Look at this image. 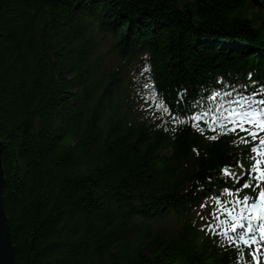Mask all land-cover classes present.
<instances>
[{
    "label": "trees",
    "instance_id": "obj_1",
    "mask_svg": "<svg viewBox=\"0 0 264 264\" xmlns=\"http://www.w3.org/2000/svg\"><path fill=\"white\" fill-rule=\"evenodd\" d=\"M152 82L173 114L264 87V0H0L14 264H237L196 211L245 150L142 111Z\"/></svg>",
    "mask_w": 264,
    "mask_h": 264
},
{
    "label": "snow or ice",
    "instance_id": "obj_2",
    "mask_svg": "<svg viewBox=\"0 0 264 264\" xmlns=\"http://www.w3.org/2000/svg\"><path fill=\"white\" fill-rule=\"evenodd\" d=\"M150 72L151 69L147 66L143 69L144 74ZM143 87L151 93L144 95L143 99L151 102V107L171 114L176 124L194 121L195 123L191 126L203 132L204 129L200 127V124L204 123L210 131L216 133L209 137L210 139L216 140L219 136L234 134L237 136V143L251 145L250 151L254 154V163L246 175H250L255 180L257 195L255 197L239 196L240 191L252 187L251 180L237 186L234 191L226 187L224 192L234 199L222 201L219 196H215L217 207L210 215L216 223L206 224L205 229L210 234L225 238L229 245H235L238 253L241 246L248 248L255 246L250 255L253 264H261V253L264 252V135L260 133H264V100H254L257 95L255 92L245 96L237 92L235 88L231 92L221 88L212 90L208 95L201 94L188 110L173 114L154 82L145 83ZM185 94L186 90L181 93V95ZM234 94L238 98H233ZM208 102H211V107L208 106ZM197 108L199 111L196 110ZM189 111L192 113L190 116ZM181 116H184V119H181ZM239 133L244 135L240 136ZM222 171L226 178L237 179L229 166ZM201 207L204 208L207 205L202 204ZM223 216L227 219L222 218ZM201 219L204 217L201 216Z\"/></svg>",
    "mask_w": 264,
    "mask_h": 264
},
{
    "label": "water",
    "instance_id": "obj_3",
    "mask_svg": "<svg viewBox=\"0 0 264 264\" xmlns=\"http://www.w3.org/2000/svg\"><path fill=\"white\" fill-rule=\"evenodd\" d=\"M253 2L258 6L256 1ZM2 150L3 144L0 139V264H14L15 248L11 242V233L3 199L5 177L2 167Z\"/></svg>",
    "mask_w": 264,
    "mask_h": 264
},
{
    "label": "rangeland",
    "instance_id": "obj_4",
    "mask_svg": "<svg viewBox=\"0 0 264 264\" xmlns=\"http://www.w3.org/2000/svg\"><path fill=\"white\" fill-rule=\"evenodd\" d=\"M203 214H205V209H203V212H202V215L201 216H203ZM162 226L165 229H167V230H172L174 228V222L173 221H165V222L162 223Z\"/></svg>",
    "mask_w": 264,
    "mask_h": 264
},
{
    "label": "bare ground",
    "instance_id": "obj_5",
    "mask_svg": "<svg viewBox=\"0 0 264 264\" xmlns=\"http://www.w3.org/2000/svg\"><path fill=\"white\" fill-rule=\"evenodd\" d=\"M243 149H244V147H243ZM245 150V149H244ZM241 172H244V174H246L247 172H248V170L247 171H241ZM227 187V186H226ZM210 193H211V191H210Z\"/></svg>",
    "mask_w": 264,
    "mask_h": 264
}]
</instances>
